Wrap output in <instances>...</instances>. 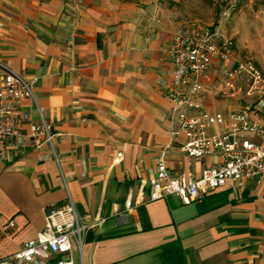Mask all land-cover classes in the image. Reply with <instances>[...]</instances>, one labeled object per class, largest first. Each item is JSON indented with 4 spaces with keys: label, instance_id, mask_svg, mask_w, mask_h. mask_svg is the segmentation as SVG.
<instances>
[{
    "label": "crops",
    "instance_id": "0c3cea01",
    "mask_svg": "<svg viewBox=\"0 0 264 264\" xmlns=\"http://www.w3.org/2000/svg\"><path fill=\"white\" fill-rule=\"evenodd\" d=\"M182 26L153 0H0V62L30 81L36 98L17 107L21 132L41 112L60 135L57 162L27 137L0 147V226L14 217L16 226L0 238V258L32 244L45 212L69 195L90 228L67 255L41 264H264V177L228 182L187 206L175 196L149 201L163 149L168 171L193 178L220 162L186 157L161 94L172 82L165 48ZM238 59L212 61L201 93L208 112L242 108V92L225 95L222 70ZM260 108L254 116L264 124Z\"/></svg>",
    "mask_w": 264,
    "mask_h": 264
},
{
    "label": "built area",
    "instance_id": "2783aa9c",
    "mask_svg": "<svg viewBox=\"0 0 264 264\" xmlns=\"http://www.w3.org/2000/svg\"><path fill=\"white\" fill-rule=\"evenodd\" d=\"M228 43L215 28L190 23L171 36L165 48L172 69V82L161 89L172 104L171 113L179 122V131L186 142L181 150L189 160L217 155L220 162L203 168L198 178L190 173H172L165 165L166 149L160 151L156 176L150 181L149 201L175 196L182 205H190L202 195L225 186L228 182L239 185L244 179L264 177V124L254 114L264 107V71L250 58L238 59L234 67H223L225 95L234 98L242 92L252 99V107L231 111L226 117L208 112L202 103L203 83L207 71L216 59L222 64L232 60ZM31 99L36 104L32 83L0 62V147L9 140L27 137L36 146L47 145L49 155L57 162L56 139L40 114L41 121L31 125L23 135L16 117L21 100ZM261 105V106H260ZM222 127V130L211 131ZM120 157V154H118ZM131 199L125 202V211L132 209ZM15 217L0 226V238L9 237L15 229ZM89 224L79 221L73 200L48 209L44 214L43 229L35 241L18 249L14 254L0 258V264H41L53 254L65 256L72 242L81 244ZM57 264H73L70 258Z\"/></svg>",
    "mask_w": 264,
    "mask_h": 264
},
{
    "label": "rangeland",
    "instance_id": "374dc122",
    "mask_svg": "<svg viewBox=\"0 0 264 264\" xmlns=\"http://www.w3.org/2000/svg\"><path fill=\"white\" fill-rule=\"evenodd\" d=\"M171 9L186 27L190 23L210 26L228 43L235 58H250L264 71V0H153ZM242 107H252L245 98Z\"/></svg>",
    "mask_w": 264,
    "mask_h": 264
}]
</instances>
